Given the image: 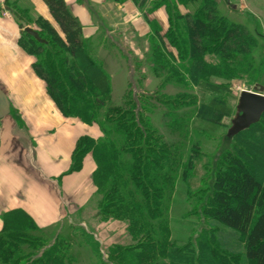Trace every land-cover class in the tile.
Instances as JSON below:
<instances>
[{
    "label": "trees",
    "instance_id": "16d2710c",
    "mask_svg": "<svg viewBox=\"0 0 264 264\" xmlns=\"http://www.w3.org/2000/svg\"><path fill=\"white\" fill-rule=\"evenodd\" d=\"M43 1L58 30L37 16L35 21L48 38L35 30L36 40L19 23L18 44L33 57L32 68L61 115L101 129L104 136L97 141L86 136L77 140L70 170H78L83 156L91 153L96 165L91 178L100 196L99 219L123 221L131 240L127 245H109L104 257L97 240L83 230L101 264H264V112L257 122L230 137L233 152L225 155L224 168L215 174L203 210L209 230L195 244L170 240L162 198L173 182L172 149L137 109L130 90L123 98L130 107L111 108L102 119L95 117L94 107L103 106L109 98V76L88 52L81 26L64 0ZM132 1L145 17L159 6L167 15L164 29L151 27L154 76L186 79L202 94L211 93L196 109V117L228 116L231 109L221 94L238 74L254 72L255 36L220 14L216 0H152L149 5L148 0ZM189 3L194 8L181 12L178 6ZM46 44L53 48L47 49ZM209 77L225 83L209 81ZM181 170L183 178L187 168ZM1 220L0 264H73L68 238L56 235L45 241L21 210L5 212Z\"/></svg>",
    "mask_w": 264,
    "mask_h": 264
},
{
    "label": "crops",
    "instance_id": "0c3cea01",
    "mask_svg": "<svg viewBox=\"0 0 264 264\" xmlns=\"http://www.w3.org/2000/svg\"><path fill=\"white\" fill-rule=\"evenodd\" d=\"M64 3L78 20L84 42L106 40L119 49L123 42L129 41L130 52L139 59L149 51L152 25L164 29L167 24L164 6L145 17L144 10L132 0H64ZM216 3L220 14L229 20L232 16L230 21L243 25L255 36L257 46H261L264 0H216ZM178 7L186 12L194 4ZM21 8L57 26L43 0H0V88L10 105L9 113L0 118V230L3 213L21 210L32 219L39 234L52 236L51 239L60 233H52L48 228L66 216L70 225L75 221L85 225L93 218L95 223L89 224L92 226L89 232L96 237L98 228L113 222L125 223L95 216L99 194L91 178L96 165L90 152L83 156L78 170L70 169L77 140L86 136L97 141L104 135L97 124L64 117L56 108L44 82L32 68L33 57L18 44L19 23L30 26L16 16L15 11ZM102 51L98 50L96 58L101 59L109 76L110 90L112 77L103 56L99 57ZM259 84L264 85V81ZM89 204L92 206L88 211Z\"/></svg>",
    "mask_w": 264,
    "mask_h": 264
},
{
    "label": "rangeland",
    "instance_id": "374dc122",
    "mask_svg": "<svg viewBox=\"0 0 264 264\" xmlns=\"http://www.w3.org/2000/svg\"><path fill=\"white\" fill-rule=\"evenodd\" d=\"M15 14L24 23L30 24V26H25L38 30L42 33V37L48 38L49 35L40 27V24H37L36 17L28 9H17ZM228 18L233 20L232 16ZM49 23L58 30L52 22ZM123 43L122 48L118 49L116 46L115 49L114 44L106 40L85 41L88 52L101 64V59L96 56L98 50L103 49L99 57L103 56V61L112 77L109 98L105 100L103 106L94 107L95 117L102 119L111 108L130 107L124 104L123 98L127 90L131 91L137 109L148 118L152 128L172 149L173 157L170 158L169 163L173 168V182L162 198V211L169 227V238L179 243L195 244L198 236L209 230L208 218L203 214V210L212 193L215 174L224 168L225 155L233 152L234 142L227 136L226 131L234 115L238 93L241 89H250L255 83L264 81V52L262 51L264 40L259 44L260 47L256 43L257 47L255 46L251 51V67L254 72L248 75L238 74V78L232 79L231 84L228 85V91L221 94L223 102L231 109L230 114L228 116L217 114L212 120L202 119L195 115L200 103H206L212 97L211 93L202 94L199 88L194 87L186 79L182 81L174 80V78L163 80V74L159 77L154 76L149 51L139 59L130 52V42ZM148 45L150 48V41ZM46 47L50 50L53 48L51 44H46ZM113 54H116V57ZM237 60L241 61V58L238 57ZM259 68L260 73H257ZM209 81L225 83L223 79L216 77H209ZM178 93L185 94L178 98ZM144 106L147 110L141 109ZM188 161H190V166ZM181 167L187 168L183 178ZM90 206L92 205L89 204L87 208ZM90 208L87 210L89 211ZM97 212L95 216H99ZM68 218L67 216L62 218L49 227L48 231L59 232L60 237L68 238L69 252L75 259L73 264H101L100 257H97V253L94 252L92 246L86 243L87 240L83 236V230L91 231L92 226L90 225L95 223L93 218L85 225L78 224L76 221L70 225V218ZM96 230L97 236L93 235V237L98 239V248L104 257L109 245L130 244L131 240L122 223L113 222V224ZM39 235L47 242L53 240L52 236Z\"/></svg>",
    "mask_w": 264,
    "mask_h": 264
},
{
    "label": "water",
    "instance_id": "95a60500",
    "mask_svg": "<svg viewBox=\"0 0 264 264\" xmlns=\"http://www.w3.org/2000/svg\"><path fill=\"white\" fill-rule=\"evenodd\" d=\"M23 30L36 40H39L37 32L29 26L23 27ZM9 111L8 99L0 88V118L8 114ZM263 112L264 85L255 83L250 89H241L237 96L234 115L230 119V126L226 131L227 136L231 137L257 122Z\"/></svg>",
    "mask_w": 264,
    "mask_h": 264
}]
</instances>
